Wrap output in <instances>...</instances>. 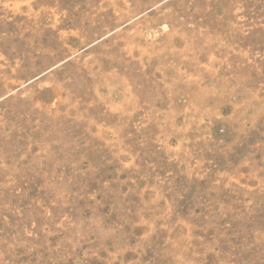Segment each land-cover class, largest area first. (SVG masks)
<instances>
[{"label": "rangeland", "instance_id": "rangeland-1", "mask_svg": "<svg viewBox=\"0 0 264 264\" xmlns=\"http://www.w3.org/2000/svg\"><path fill=\"white\" fill-rule=\"evenodd\" d=\"M0 264H264V0H0Z\"/></svg>", "mask_w": 264, "mask_h": 264}]
</instances>
